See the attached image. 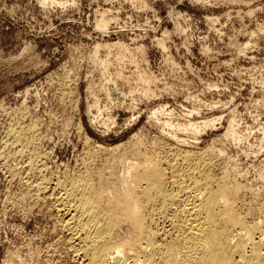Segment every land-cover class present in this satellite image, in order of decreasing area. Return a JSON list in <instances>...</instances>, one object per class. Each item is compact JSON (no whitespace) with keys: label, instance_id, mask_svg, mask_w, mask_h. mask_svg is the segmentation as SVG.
I'll return each instance as SVG.
<instances>
[{"label":"rangeland","instance_id":"rangeland-1","mask_svg":"<svg viewBox=\"0 0 264 264\" xmlns=\"http://www.w3.org/2000/svg\"><path fill=\"white\" fill-rule=\"evenodd\" d=\"M54 1L0 0V264L77 261L62 246L67 233L59 226L53 200L32 201L27 193L32 183L25 182V172L18 165L19 174L13 178L9 171L15 170V161L4 164L11 150L4 147L11 140L10 128L27 136L26 150L40 151L36 155L48 167L43 172L48 178L82 169L89 149L125 142L134 132L143 147L163 149L159 154L168 151L169 157L184 148L194 152L209 148L208 168L215 181L223 174L228 183L242 185L237 210L247 220L261 218L264 0ZM101 16L107 19L105 29L96 26ZM121 53H126L124 58ZM118 59L125 63L121 66ZM103 63L111 75L102 70ZM140 75L146 80L153 77L148 88L154 93L149 97L142 91L149 81L143 82ZM152 110L156 117H150ZM110 117L114 122L106 128L101 121ZM205 119L215 121L196 134L176 127ZM230 122L240 138L225 135ZM32 126L37 128L31 131Z\"/></svg>","mask_w":264,"mask_h":264},{"label":"bare ground","instance_id":"bare-ground-1","mask_svg":"<svg viewBox=\"0 0 264 264\" xmlns=\"http://www.w3.org/2000/svg\"><path fill=\"white\" fill-rule=\"evenodd\" d=\"M46 1L41 0V2ZM102 14L104 16L105 12ZM97 21V25L95 24L97 27L106 28L108 23L105 17L101 16ZM158 39H160V42L163 40V38ZM118 43L117 45H119ZM95 44L93 45L94 52L92 51L95 54L94 56L98 52V45L95 46ZM108 44L107 47H109ZM111 44L114 45L115 42ZM102 45L99 44V48L102 49L103 47H100ZM121 45L120 48L125 44ZM105 47L106 45H104ZM126 49L128 50V48ZM126 49L124 51H127ZM119 51L121 50L119 49ZM119 51H117L118 54ZM110 52H108L109 55ZM123 54L120 55L122 57L126 55V53ZM114 56L116 58L117 55ZM102 59L106 60L103 57ZM121 59L118 60H120L122 66L125 59L123 62H121ZM127 60L129 61V58ZM132 62L134 64V59ZM99 63L102 62L99 61ZM105 67L108 68V65L103 67L101 65L104 72L107 71ZM115 70L117 71V69ZM119 70L118 73L121 72ZM133 70H136V68ZM105 74H109V72ZM105 74L103 75L105 76ZM134 76L137 77V74ZM109 78L111 79L108 76L107 79ZM151 78L153 79V77ZM151 78L149 77L146 80L147 78L144 79L143 75H140L142 81L144 79L147 82ZM149 83L151 82L149 81L146 85L147 88L142 90L145 94H141L146 96L152 92L148 88ZM138 87L142 86L139 85ZM147 97L149 96L147 95ZM147 100L149 99L147 98ZM96 110H99V108H96ZM156 110H152V114H149L150 117L154 115L156 117ZM131 117L134 116L131 115ZM108 118L101 121L106 128L114 122L112 117ZM91 119L94 122L96 117L93 116ZM194 121L190 120L186 124H177L176 122V127L185 131L190 130L196 134L201 128L212 126L215 120ZM34 123L35 125H33L36 126V122ZM229 124L225 135L240 138L233 123L230 122ZM34 126L30 128L31 131L37 128H34ZM20 133L21 131L17 132V129L12 128L11 130L10 128L11 140L8 141L7 138L9 137H7L8 142L4 147L8 145L11 150L8 149L10 152L8 151L6 160H3L4 164L8 159L15 161L16 167L14 168L12 165L15 170L12 172L7 170L14 176H12L13 178L16 177L17 173L19 174L18 165L23 173L25 172L26 181H24L32 183L30 192H27L25 187L32 201L38 199L44 201L45 198L53 200L54 205L52 206L59 214V226L67 233L66 242L64 241L65 246H62H67L72 252V256L74 254V260L77 258L74 264H264V205L259 208L261 218L256 220L253 218L247 220L246 215L237 210L236 203L240 200H237V195L243 186L241 185V187L236 182L228 183V177L225 175L227 177H225V181L223 174L221 180L220 176L219 181H215L212 176L214 174H211L209 170L211 168L209 166H212V157L206 152L209 148L202 152L200 150V152L184 150V148L183 151L172 157L170 156V158L167 156L168 151L165 152V155H162L159 152H162L163 149H161L162 151L158 149V152L156 149L148 148V146L143 147L142 145L145 144L139 141L138 133L134 132L135 134L132 133L125 142L108 145L102 143L97 144V149L95 147L89 149L87 155L85 154L86 156L82 158L84 164L82 169L73 173H69V170L66 172L63 170L64 172L61 171L62 173L55 174L53 178L51 175V178H48L44 176L45 174L43 175L48 167L46 168L44 160L40 158L41 156L36 155L40 151L26 150L27 136L24 138V136L22 137L23 134ZM85 140L88 142L87 138ZM185 141L188 142L186 139ZM154 147L156 148L155 144ZM177 147L176 149H178ZM176 149L174 148V150ZM45 153L43 155H46ZM162 153L164 154V152ZM213 167L215 166L213 165ZM263 172L259 173L261 179H264ZM19 179L21 178L19 177ZM24 198L22 197V199ZM35 202L37 201L31 203L34 204Z\"/></svg>","mask_w":264,"mask_h":264}]
</instances>
